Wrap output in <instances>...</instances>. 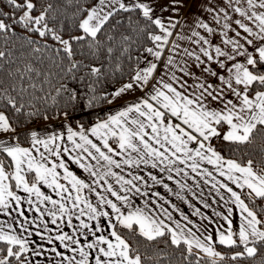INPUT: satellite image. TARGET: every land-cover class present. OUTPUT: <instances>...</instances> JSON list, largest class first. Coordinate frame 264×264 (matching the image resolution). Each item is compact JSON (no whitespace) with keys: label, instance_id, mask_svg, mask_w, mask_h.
I'll return each instance as SVG.
<instances>
[{"label":"snow or ice","instance_id":"obj_1","mask_svg":"<svg viewBox=\"0 0 264 264\" xmlns=\"http://www.w3.org/2000/svg\"><path fill=\"white\" fill-rule=\"evenodd\" d=\"M157 2L94 0L80 10L79 34L65 39L49 26L51 3L45 7L42 0H0V34H14L16 27H22L32 36L50 38L60 45L55 50L57 54L63 52L68 57V73H74L82 66L81 62L72 60L73 44L87 42L89 47L98 48L100 36L120 12L137 14L138 21L144 22L140 31L150 43L143 47L142 58L141 55L136 57V66L128 81L109 94L111 99L106 98L111 104L130 91L139 90L141 95L135 101L89 129L80 125L78 130H73L68 125L66 135L56 132L42 135L39 130L28 129V147L21 144V133L17 131L20 117L31 121L41 114L26 110V104L22 102L24 89L13 95L16 92L14 85L4 87L0 83V212L10 216L15 211L27 223L22 209L24 198L17 193L19 190L35 196L38 203L27 200L30 210L40 213L41 217L47 212L53 217L52 224L57 223V212L68 213L66 203L71 204L73 209L79 210L76 216L80 221L79 229L87 230L80 233L84 237L83 244L67 232L54 237L65 250L74 253L66 255L57 247L51 248L55 256L60 257L57 264H149L152 260L146 255L149 243L174 247L187 264H243L264 250V204L257 211L241 198L243 195L253 205L257 200L264 201V0H226V7L221 8H216L209 0H199L202 12L210 14L215 24H222L225 30L221 32L222 44L209 39L216 35V29L203 18L192 22L190 34L175 33L176 38L172 39L180 25L177 16L185 6V0L160 3L161 13H174L167 18L156 14ZM229 10L237 13L239 18L230 15ZM37 11L39 14H34ZM108 39L113 38L109 36ZM123 40L128 42L130 37L124 36ZM178 40H187L195 47L182 48ZM256 41L261 43L256 44ZM26 42L38 43L31 36L26 37ZM254 44L255 48L250 51L248 46ZM41 47L48 48L49 45L45 43L33 51L39 52ZM107 52L111 54L113 49L109 47ZM181 53L182 58L178 61L176 57ZM10 54L0 51V59ZM240 57H243L242 62ZM161 60L165 71L158 75ZM87 67L93 76L101 73L100 67ZM56 92L66 94L65 108L80 99L79 93L67 84H62ZM93 99H88V107L93 106ZM27 107L34 108L30 104ZM62 115L67 119L69 112L63 111ZM42 119L50 117L43 114ZM89 133L100 143L90 139ZM65 140L71 143V148ZM213 141L227 144L229 151L244 146L242 151H247V157L226 158ZM258 155L259 161L256 160ZM68 160L87 172L93 178L92 182L74 175L67 166ZM202 163L212 165L220 177L240 191L217 180L211 171L201 167ZM141 165L152 169L159 167L161 173L175 171L176 175L183 173L184 176H188L185 171L188 168L198 177H210L215 181L213 188L219 185L217 191L226 189L233 204L239 208L238 226H233V208H227V214L223 216L226 228H217L215 237L207 227L206 236L197 235L187 226L193 222L186 215L181 213L187 221L185 225L173 217L165 207L171 202L160 192L146 190L153 185H162L172 192L162 178L151 171L146 175L128 172L127 177L121 174L123 166L139 169ZM58 169L63 170V175ZM114 169H120V172ZM109 178H113L114 183L109 182ZM167 179L173 180V176L168 175ZM61 180L67 181V185ZM205 183L209 181L205 180ZM41 185L53 189L60 199L45 194ZM180 187L183 189L187 185ZM84 190L95 193L98 203L93 204L82 195ZM176 195L183 199L179 193ZM137 197L145 198L142 207L136 206ZM46 202L56 210L38 206ZM204 206L209 207L206 203ZM171 207L179 211L176 205L171 204ZM194 214H200V209H195ZM82 216L97 223H85ZM100 218H106V224H101ZM16 223L22 231H27L22 223ZM68 224L71 226V217ZM36 235L41 234L37 232ZM89 235L94 239L89 240ZM48 243H53L52 237L48 238ZM0 245V264H33L28 254L33 257L43 254L29 247V241L17 233L12 224L8 225V231L0 224ZM217 245L224 246L227 252L217 251ZM156 264H162L159 253ZM260 264H264V256H261Z\"/></svg>","mask_w":264,"mask_h":264},{"label":"trees","instance_id":"obj_2","mask_svg":"<svg viewBox=\"0 0 264 264\" xmlns=\"http://www.w3.org/2000/svg\"><path fill=\"white\" fill-rule=\"evenodd\" d=\"M93 2L94 0H42L45 7L48 3L53 5L49 13V26L60 32L65 39L70 35L79 34L77 25L82 15L80 10ZM37 7L39 9L40 5L38 4ZM38 13L39 11L34 14ZM143 27L144 22L138 21L136 13L120 12L106 27L105 33L100 36L101 44L98 48L89 47L87 42L73 44L74 56L72 60L79 61L82 65L74 73L67 72L70 61L63 52L57 54L55 50L60 45L50 38L45 40L38 36H32L22 27H16L14 34H0V51L11 53L4 59H0V83L4 87L14 85L16 92L13 95L21 93V89H24L22 102L26 104V110L38 111L41 114L31 121L26 120L23 116L20 117L17 131L21 133V144L23 146L27 144L29 127L64 118L63 111L69 112L67 120L73 126H87L93 121L103 118L106 115L109 94L116 86L128 81L132 69L136 66V57L141 55L142 58L143 47L150 46L146 35L140 31V28ZM29 36L38 43L28 44L26 37ZM109 36L113 39L109 40ZM124 36L130 37V40L125 42ZM45 43L49 45L48 48L41 47L39 52L33 51L34 48ZM109 47L113 49L111 54L107 52ZM92 65L101 68V73L98 76H93L89 72L87 66ZM62 84L69 85L71 89L79 93L80 97L78 102L74 105L69 104L67 108H65L66 94L61 92L58 95L56 92V89ZM31 85H35V87H31ZM93 97V106L88 107L87 101ZM53 98H55V102ZM29 104L34 108L27 107ZM43 114L48 115L50 119H42ZM214 144L226 158L239 160L241 157H247V151H242L244 146L229 151V146L223 142L215 141ZM260 159L261 157L258 155L256 160ZM248 204L258 211L264 201L257 200L255 205L248 201ZM148 248L149 251L146 255L152 257L149 264H156L157 253L162 257V264H187L183 260L181 252L174 247H165L163 243L159 245L149 243ZM217 248L221 252H227L224 246L217 245ZM161 249H163L162 252ZM261 256H264V250L258 253L256 258H249L243 264H260Z\"/></svg>","mask_w":264,"mask_h":264},{"label":"crops","instance_id":"obj_3","mask_svg":"<svg viewBox=\"0 0 264 264\" xmlns=\"http://www.w3.org/2000/svg\"><path fill=\"white\" fill-rule=\"evenodd\" d=\"M209 2L215 5L216 8L226 7V0H209ZM241 6H244V5H241ZM229 14L232 15L234 18H237V19L239 18V15L237 13L232 12L231 10H229ZM169 15H174V13L168 14L167 17ZM197 18H203L204 22L209 23L210 26L216 29V35L214 37L209 36V39L214 40L215 44H222L223 37L221 36V32L225 31L222 28V24L221 25L215 24L210 14L206 12H202L201 7L199 6V0H195V2H193V0H185V6L180 10L179 16H177V19L180 20V25H178L177 28L175 29L174 36L172 37V39L176 38L175 33H181L183 35L190 34L189 26L192 25V22ZM200 31L203 33V30H200ZM229 34L231 35L232 33H229ZM177 43H179L182 46V48L183 47H187V48L195 47L191 45L187 40H178ZM260 43H261L260 41H256V44H260ZM256 44L252 46H248L249 50L250 51L253 50ZM170 46L171 45H169V47ZM166 58H167V53L165 54V59ZM181 58H182V53L181 55H178L176 57L178 61ZM149 59H151V57H149ZM239 59L241 60V62L243 61V57H240ZM163 65H164V61L161 60L159 70H158V75H163V72L165 71ZM124 83L116 86L113 89V91L120 88ZM135 95H137L135 97H139L141 95L140 91L136 90ZM129 97L130 96L123 95L122 97L115 99V101L113 102H119V104L124 103L128 101L127 99ZM107 109H108V106H107ZM109 115L110 114L106 110V115L103 118L93 121L89 125L84 126V128L86 129L91 128L99 120L107 119ZM68 125H70L73 128V130H78L79 128V126L71 125L67 119L60 118L57 120H51V121L33 125L29 127V129L39 130L42 135H46L49 132L63 133L66 135V127ZM89 138L93 139V141L98 144L100 143L99 141L96 140L95 137L91 136L90 133H89ZM110 143H112L113 146H115L113 141H110ZM65 144L69 148H71V143L68 142L67 140H65ZM28 146H29L28 143L24 145V147H28ZM132 155L136 156L135 153H132ZM63 156L64 154L62 153V157ZM67 166L69 167V170L72 171L73 174L79 177L80 179H83L88 183L92 182L93 178L90 177L89 174L85 172L82 168H80L78 164L72 162L71 160H68ZM123 167H124V171L121 174L125 175L126 177H127L128 172H132L134 174L146 175L147 172L151 171L153 174L162 178L164 182L167 183L169 187L172 189V192H168L166 189L163 188L162 185H153L151 189H146V190L158 191L165 197V199L170 201L171 204L176 205V207L179 209L178 212L172 209L171 204H165V207L168 208V210L172 212L173 217L176 220H179L182 225L185 224L186 221L183 220L181 213H183V215H186L187 212L184 207V192L180 190L181 189L180 185L184 182L183 173H181L180 175H176L175 171H173L172 173H169L167 171L161 173L159 167L156 169H152L150 166H147V165H141L139 169L135 167L133 168H128L127 166H123ZM179 167L183 168L184 165H179ZM114 170L117 172H120V169H114ZM58 171H60L61 175H63L62 169H58ZM168 175H172L173 180H168L167 179ZM176 181H179V184L176 183ZM61 182L67 185V181L61 180ZM109 182L114 183V179L109 178ZM151 183L152 182L149 180V184ZM41 190L45 192V194L52 196L53 199H56V200L60 199V197L56 195L55 191L51 188H48L46 185H41ZM97 190L99 191V189ZM17 193L24 198L22 209L25 211V217H27V223L24 222V219H25L24 217H19L17 213L13 211L10 216L5 215L4 213L0 212V224L3 225L5 231H8V225L12 224L13 227L16 228L17 233H19L22 237L26 238L29 241V247L36 248L37 251L43 252L42 255L35 256V257L31 256V254H28L30 259L33 261V264H57V261L60 260V257H56L55 253L51 251V248L53 247H57L59 251L65 252L66 255H74V253H71L65 250L59 241H55L54 237L56 235L62 234L63 232H67L69 235H73L74 238L80 239L82 244L84 243V237L80 233L86 232L87 230L79 229L80 221L76 219V216L79 215V210L73 209L71 207V204L66 203V207H68L69 212L63 215L57 212V217H56L57 223L52 224L51 220L53 219V217L49 216L47 212H45L44 215L41 217L40 213H36L34 210H30L31 206L28 205L27 200L32 199L34 202H36L35 196H29V194L23 193L22 191H19V190H17ZM176 193H179V195L183 197V199L178 198ZM73 195H75L74 192H73ZM82 195L86 196L89 200H91L93 204L98 203L95 193L89 192L88 190H84ZM109 198H112V197L109 196ZM144 199L145 198L143 197H137L135 201L136 206L142 207ZM153 199H156V197H153ZM160 203H163V201H160ZM38 206H40L42 209L46 208V209H50L53 211L56 210L53 208V205L51 203H47V202L43 205H38ZM81 207H83V205H81ZM102 210H106V209H102ZM69 217H71V226H69L68 224ZM81 219L84 220L85 223H88L90 225H94L95 223H97V221L89 220L87 216H82ZM16 221H19L20 223H22L24 229H27V231H22L19 227V224H17ZM99 222L101 224H106V218H100ZM166 222L171 224V222L169 221H166ZM45 225L47 226V229L45 228ZM76 229H79V231H76ZM37 232H39L41 235H36ZM99 234H106V233H98V235ZM41 236H43V239H41ZM49 237L53 238L52 244L48 243ZM88 239L92 240L94 239V237L89 235Z\"/></svg>","mask_w":264,"mask_h":264},{"label":"rangeland","instance_id":"obj_4","mask_svg":"<svg viewBox=\"0 0 264 264\" xmlns=\"http://www.w3.org/2000/svg\"><path fill=\"white\" fill-rule=\"evenodd\" d=\"M166 2L167 0H158L156 6L157 15H163L164 17H167L168 14H171V12L161 13L160 3ZM125 95L130 97L127 99L128 101L124 103H108L107 112L110 115L116 114L118 111L122 110V108L126 106V104L131 103L137 99V97H135L137 96L135 95V91H130ZM109 99H111V96L109 97ZM213 143H215V141H213ZM201 167L207 168L209 171H211L217 180H220L223 183H227L230 187H233V189L238 192L240 191V189H237L235 185H233L230 181H226L223 177H220L212 165L202 163ZM185 171L188 172V176H184V182L182 184H186L187 187H184L180 190L184 192V207L187 212L186 216L193 222L192 224L187 226L192 228V231L196 232V234L201 237L208 234L205 231V227H207L212 231V234L215 237L217 228L221 226H223L224 228L227 227V224L223 219V216L227 214V208H233V226H238L239 208L233 204L232 198L230 197V194L226 191V189L220 188L219 191H217L219 185H217V188H213L212 185L213 183H215V181H212L210 177H198L188 168H185ZM205 180H208L209 183H205ZM245 191L247 190L245 189ZM221 197H223V199ZM241 198L245 199V203H248V200L243 195L241 196ZM205 203L208 204L209 207H205ZM197 208L200 209V214H194L195 209ZM217 213H219V215H217ZM185 224H187V221L185 222ZM217 251H219L218 248Z\"/></svg>","mask_w":264,"mask_h":264}]
</instances>
